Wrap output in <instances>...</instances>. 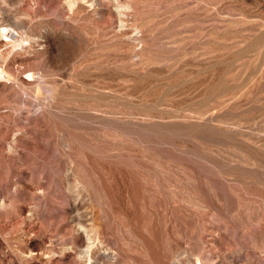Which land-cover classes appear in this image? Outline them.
I'll use <instances>...</instances> for the list:
<instances>
[{
  "label": "rangeland",
  "instance_id": "1",
  "mask_svg": "<svg viewBox=\"0 0 264 264\" xmlns=\"http://www.w3.org/2000/svg\"><path fill=\"white\" fill-rule=\"evenodd\" d=\"M0 67V264H264V0H0Z\"/></svg>",
  "mask_w": 264,
  "mask_h": 264
},
{
  "label": "bare ground",
  "instance_id": "2",
  "mask_svg": "<svg viewBox=\"0 0 264 264\" xmlns=\"http://www.w3.org/2000/svg\"><path fill=\"white\" fill-rule=\"evenodd\" d=\"M9 34H12L11 32H9ZM0 76H3V69L0 67Z\"/></svg>",
  "mask_w": 264,
  "mask_h": 264
}]
</instances>
